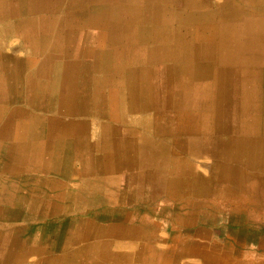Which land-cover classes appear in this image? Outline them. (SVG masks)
I'll use <instances>...</instances> for the list:
<instances>
[{
    "label": "bare ground",
    "instance_id": "6f19581e",
    "mask_svg": "<svg viewBox=\"0 0 264 264\" xmlns=\"http://www.w3.org/2000/svg\"><path fill=\"white\" fill-rule=\"evenodd\" d=\"M23 2L30 5L28 10H23V13L28 14L24 21L32 22L26 24L14 20L9 30L20 37L30 49L35 48V43L40 40L39 36L34 38L33 35L42 30L43 25H49V29L57 33L54 40H58V43L53 42L51 46L39 49L38 53H44L45 58L32 70L30 77H26L28 81L23 83L22 89L25 91L26 86L29 93L28 103L31 114L50 112L61 116H74L85 113L90 109L88 105L91 103V97L95 95L100 100L98 103L100 111L104 110L108 103L115 104L111 114H118L120 111L119 114L124 116L144 112L149 110L151 105L157 104H160L159 107L164 112L172 111L173 108L177 112L174 121L178 129V137L171 140L158 136L156 126L147 118H141V121L135 118L129 125L125 118L117 124L121 128L124 127V135L127 136L124 143L126 149L122 150L124 154L130 151L127 145L133 144L139 134L136 123L139 124L143 135L151 136L150 139L156 145L165 144L163 147L160 146L161 148H158L154 155L168 160L164 172L168 173L169 177L165 181L164 189H167L168 184L171 186L174 193L170 194L168 200H179L184 210L176 216V219L189 222L190 218L187 220L186 218L203 206L213 209L222 206L251 208L262 200L257 193L225 192L231 191L232 181H235V190L238 187V190H242L243 186H240V182L244 181L241 179L245 175L252 178L255 186H261L264 182V102L259 106L260 94L261 92L264 94V68H259L260 64H258L260 57L264 59V52L261 54L252 52L261 48L264 51V0H221L220 3L212 6L206 4L207 0H117L115 2L86 0L83 5H78L80 3L76 0H23ZM98 7L100 10L109 9L114 19L106 22L101 16L100 21L90 18L88 23L85 22V27L97 30L98 35L93 38L78 39L69 36L70 30H78L82 27V22L74 23V18L87 17L92 9ZM123 10L129 15H122ZM14 13L17 16V10ZM138 16L142 17V20H136ZM204 16L207 18L200 20ZM155 17L160 19L157 24L147 21ZM137 29L157 32L163 30L165 37L155 36L149 39L130 37L129 42L133 43L135 47L133 50L136 53H132L130 63H126L124 60L127 55L122 53L125 45L123 34L125 32L131 34ZM63 31L66 34H62ZM62 41L66 49L59 55L55 46L57 44L63 46ZM240 46H243V49ZM109 48L111 51H107ZM98 49L103 52L98 53ZM194 50L197 51L196 54L193 53ZM51 60L54 62L48 69ZM186 64L187 67L183 68ZM152 74L156 77L155 92H152L147 84ZM192 79L191 84L189 81ZM14 80H18L16 75ZM184 80L188 81L187 84L182 82ZM13 93L16 98L24 97L23 91L15 90ZM152 97H155V101ZM10 107L12 106L0 107V110ZM193 108H198L200 112L193 114ZM221 119L228 121V127L222 124ZM50 124L61 125L66 131L67 127L74 126V123H61L60 120H53ZM101 127L103 128L104 125ZM114 127L115 124L111 122L106 128L109 132L108 137L103 135V132L100 133L101 147L96 148L95 155L92 156L101 173H107L115 168L114 162L120 153L112 138ZM217 129L229 136L221 149L216 148L213 140L214 131ZM187 134L192 136L202 134L204 141L209 144L197 154L200 156L205 152L215 160L211 178L206 181L212 193H191V188L189 189L190 181H187L182 167L190 153L194 151L192 147L166 148L167 143L184 139ZM219 156L220 161L217 160ZM14 166L15 168L7 167L0 174V203L4 202L2 198L5 197L15 202L17 200L20 203L26 202V197L19 196V193L34 188L22 178L18 179L17 176L21 177L22 173L16 165ZM204 194L209 197L204 204V200L195 201L192 198ZM75 197H79V194ZM223 198H227L228 201L222 203ZM72 199L71 194H65L62 206H68ZM246 216L255 220L260 218V214L254 210L246 212ZM168 237L173 244L172 248L170 247L173 252L168 253L170 257H164L160 250L154 251L153 255L157 253L158 256L152 258V263H156L154 260L158 258L157 264H177L178 259L182 257L184 242L175 234H169ZM177 244L181 246L179 251L175 248ZM245 246H248L246 251L240 253L237 260L234 258L235 253L221 251L218 248L213 251L200 250L197 254L200 257V264H244L252 257L250 249L257 251L253 244ZM140 248L141 252H144L149 247L143 244ZM258 250L261 259L257 264H264V248ZM100 253L101 251L98 252V258L102 255Z\"/></svg>",
    "mask_w": 264,
    "mask_h": 264
},
{
    "label": "rangeland",
    "instance_id": "374dc122",
    "mask_svg": "<svg viewBox=\"0 0 264 264\" xmlns=\"http://www.w3.org/2000/svg\"><path fill=\"white\" fill-rule=\"evenodd\" d=\"M76 1L80 3L78 5H83L86 2V0H76ZM111 1L115 2L117 0H111ZM220 1L221 0H207L206 4L208 6H212L213 4L220 3ZM26 4L28 3L23 2V0H18V1L0 0V13H1L0 19H4L5 21H8L10 18L14 17L16 21L19 22L23 21L26 24H30V22H32L31 20L24 21L26 20L28 14L23 13V10L25 9L28 10L30 8V5H26ZM15 10H17V16L14 13ZM101 11L103 12L101 13ZM122 15L128 16L129 14L126 12V10L125 11L123 10ZM101 16L103 17V20H105L106 22H110L112 19H114L112 18L114 15L111 13L109 9L104 8L100 10L99 7L97 9H92L87 17L80 16L74 18V23L82 22L81 23L82 27L78 30H70L71 33H69L70 34L69 36H74L78 39L81 37H89V38L95 37L96 35H98L96 33L97 30L91 27H85L86 25L85 22L88 23L91 20L90 18H96L95 20L100 21ZM141 18H139L138 16L136 20L140 21L142 20ZM206 18L207 17L204 16L203 18H200V20L201 19L204 20ZM147 21L151 22L152 24H157V22H159L160 19L158 17H155V19L151 18V19H147ZM108 24L109 23H107V25ZM2 26H3V22L0 21V28ZM4 26H6L5 23ZM27 26L29 27L30 25ZM43 27L44 28L42 30L38 31L35 35H33L34 38H36L37 36H39L40 38V40L37 43H35V48L30 49L23 42V40L17 35H15L14 38L10 39L11 41H9L11 42L12 48L15 53V61L18 62V65L20 66V67L16 66V71H15L16 79L18 80H14L13 82L11 81L10 83L12 84L11 86L13 89H15L16 91H23L24 93L23 98L20 97L10 103V106H12L10 107V109L13 108L17 110H21V109L27 110L30 107L27 101L28 99L26 100V98H28L29 93L26 89V86L24 87L25 91L22 89L23 83L26 80L28 81L26 77H30L32 70H34L45 58L44 53L42 52L38 53L39 49L49 47L53 42L58 43V40L57 41L56 39L54 40L55 38L54 36H57V33H53V31L49 29V25H43ZM255 27L256 26L254 25V28ZM156 32L157 31L155 30L149 31L143 29L134 30L131 34L130 33L127 34V32H125L123 34L125 45L123 46L122 53L126 54L127 56L125 57L124 61L126 63H130L131 54L136 53V51L133 50V48H135L133 46V43L129 42L130 37L132 39L137 37L144 39H149L155 36L165 37L163 35L164 33L163 30H161V32H157V33ZM106 33L108 34L107 30ZM62 34H66V32L63 31ZM46 35H49V37H46ZM235 40H237V37H235ZM55 47H57L56 52L59 55L65 52L66 49L65 44H63V46L57 44V46ZM240 47L241 49H243V46ZM98 50H99L98 53L103 52L101 49ZM107 51H111L110 48ZM196 52H197L196 50L193 51L194 54H196ZM252 52L261 54L264 51L263 48H261V49H255ZM260 59L261 60L258 63L260 64L259 68L261 67L264 68V59L261 57ZM50 62L51 64L48 65V69L51 68L54 60H51ZM186 67L187 64L183 65V68ZM9 72L10 70L8 71V73ZM18 73L21 74L18 75ZM185 74L186 73H183V75ZM155 81H156V77L154 76V74L150 75V77L147 80V84L150 86L149 88L152 92L156 91V87L154 85ZM192 81L193 79L189 82H191L192 84ZM182 82L187 84L188 81L186 82L184 80ZM152 99H154L155 101V97H152ZM187 99H189L188 96ZM99 102L100 100L96 95L91 97V103L89 104L90 107L89 111H100L98 106ZM262 102H264L263 92H261L260 94L259 106L263 104ZM114 105H109V107L108 105H106L105 109L109 108L110 111H112ZM159 106L160 104L151 105L150 109L147 111L136 112L128 115L125 114L124 116L123 114H119L120 111H118V114L112 113L111 122L115 124L114 127V129H116L115 132L124 128V127L121 128V126L120 125L118 126L117 124L121 121V119L126 118L125 121L128 122L127 124L129 125V123L133 121V119L135 118L140 121L141 118H147L149 119V122H151V124H154L156 126L155 130L158 136L167 138L169 140L178 137V129L176 126V122L174 121L176 120L177 112L173 110V108L172 111L164 112L163 110L160 109ZM192 112L193 114H198L200 110L198 108H193ZM48 116H50V113H48ZM150 116H151V120H150ZM221 122L224 126L228 127L229 123L227 120L221 119ZM136 126L139 127V134L135 137V142L133 144L131 143L127 145L128 149H130V151H128L127 154L122 153V150L126 149V144H124V142H126L127 136L125 139H123L121 137L122 135L118 134L119 138L116 140L115 145L118 146V153L119 152L120 153L117 157V160L114 162L115 168H112V170H110L109 172L101 173L98 164H96L93 160H91L92 156L95 154L94 150L65 149L62 154H64L65 157L68 156V159L63 160L64 162L62 165L63 168L58 166L59 169L58 173H49V172L45 174L41 173L39 175L41 177L35 174L39 178L42 179L45 178L48 182H44L46 184H43L44 186H40V187H38V185H35V183L32 182L31 186L34 188L31 190V192H28V190L26 189L20 192L42 193L41 195H43V197H41L40 200L41 201L40 203L42 205L43 204L46 206L59 205V207L62 205V203H64V195L71 194L74 200L72 199V202L68 205V207L61 212L62 214L56 213L57 217L55 216L56 218H54L53 220L56 219L57 221L76 222V221H81V219L82 221H86L88 218L94 215L98 216L99 220H103L104 216L106 217L105 219L114 220L113 217H116V215L112 214L114 212L113 211L114 209H121V207L126 206L128 202L130 203V201H134L136 203L135 207L137 208V210L141 209L142 211L141 221L143 223V227L145 228L144 230L146 231L147 236L151 238H157L159 240L157 244L153 245V247L161 250V252L166 251V249L168 248L167 242L169 239L168 237L169 234L172 235L175 234V236L178 239L184 242L183 254L182 257L178 259L177 264H181V262H184V264H200L199 261L200 257H198L197 254L198 251L200 250L213 251L216 250L217 248L220 249L221 251H226L233 254L235 253L236 256H234V258L237 260V258L240 257L239 254L246 251V248L248 246L245 245L250 246V244H253L254 248H256L257 251H254V249H250L252 251L251 253L252 257L248 261H245L244 264H257L259 259H261L258 249L261 250L264 248V228H263L264 227L263 226L264 225V219H263L264 218V182L262 183L261 186L259 185L255 186L252 178L245 175L241 179L244 181L240 182V186L241 187L243 186L242 190L240 189L238 190L239 187L235 190V181H232L231 182L232 185L230 187L231 191L225 192V193H247V194L257 193L259 196L262 197V200L257 205L252 206L251 208L250 207L227 208L225 206H222L220 208L213 209V208H206L205 206H203V208L194 210L192 214L186 218V220L190 218L189 222L188 221L181 222L180 220L176 219L177 215L184 212L182 205H180V201L179 200L174 201L172 199L168 200L170 194L174 193L173 192L174 190L170 188L171 186L169 184L167 185V189L166 190L164 189L165 181L169 177L168 176L169 174L164 172L168 166V160L158 158L154 155V153L158 150V148H161L160 146L163 147L165 144L162 143L161 145L160 144L156 145L154 141L150 139L152 138L151 136L143 135L139 124L136 123ZM213 135H214L213 140L215 141L216 148L221 149L226 139L229 137L228 134L224 133L220 129L219 130L217 129L214 131ZM142 139L144 141H142ZM208 145L209 144H207L204 141V137L202 134L196 136L187 134L185 135L184 139L166 144V148L192 147V149H194V151L190 153L191 155L188 156V159L185 160L184 165L182 167L187 181L188 180L190 181L189 189L191 188V193L211 192L207 182L211 178L212 167L215 165V160L203 151H201L203 153H201L200 156H198L197 154L198 151H200L202 148L207 147ZM35 154L32 155L33 158L36 157ZM218 158L219 159L217 160L220 161L221 157L219 156ZM16 166L17 168H19V170L22 173V176L20 178L24 177V174L26 177L28 176L27 173L24 172V167L22 166V164L19 165L17 164ZM12 167L13 166H11V168ZM63 169H66L67 171L63 172ZM216 186L219 187L217 183ZM78 194L79 197L76 198L75 196H77ZM198 196L199 198H197ZM192 198L195 201L204 200L203 204L206 203L207 202L206 200L209 199V197H207L205 194L197 195ZM33 200L34 199H31V201ZM225 201H228V199L223 198L221 202L224 203ZM163 202H166V204H163ZM250 210H254V212L260 214V218L256 220L248 218L246 216V212ZM109 216H111L112 218H110ZM145 217L146 219H144ZM247 221L249 222V224ZM175 248L179 251L181 249V246L177 244ZM166 256L167 255L165 254L164 257Z\"/></svg>",
    "mask_w": 264,
    "mask_h": 264
},
{
    "label": "crops",
    "instance_id": "0c3cea01",
    "mask_svg": "<svg viewBox=\"0 0 264 264\" xmlns=\"http://www.w3.org/2000/svg\"><path fill=\"white\" fill-rule=\"evenodd\" d=\"M3 20L0 19L3 22L0 28V107L9 106L19 98H15V90L10 83L14 81L16 66H19L15 61L11 42H8L15 36L13 31L9 30L15 19L12 17L5 22ZM107 105L109 107V103ZM110 112L107 108L102 111L88 110L74 116L49 112L48 116V112L33 115L29 108L23 111L8 108L0 110V174L7 167L22 164L24 172L28 175L27 178L24 174L22 179L30 185L34 182L38 187L44 186V182L48 181L39 178V175L58 173V166L62 167L63 160L68 159V156L62 154L65 149H92L95 152L96 148L101 147L100 133L109 136L106 128L111 124ZM53 120L74 123V126L67 127L66 131L61 125L50 124ZM115 130L112 133L115 142L119 138L118 134H121L123 139L126 138L124 128L117 132ZM33 154L36 155L35 158L32 157ZM66 171L63 169V172ZM41 194L19 193V196L26 197V202L23 203L2 198L4 202L0 203V264H157L158 258L154 260L156 263L151 261L154 256H158L157 253L153 255L154 251L159 252L153 245L159 240L147 236L141 221L142 211L137 210L134 201L128 202L121 209H114V220L105 219V216L103 220H99L98 216L94 215L85 222H69L53 220L56 213H61L68 206H43L40 203L43 197ZM30 198L37 199L31 201ZM143 244L149 248L141 252L140 247ZM167 244L168 248L161 253L168 256V253L173 252L170 249L173 244L169 239ZM100 251L102 255L98 258Z\"/></svg>",
    "mask_w": 264,
    "mask_h": 264
}]
</instances>
